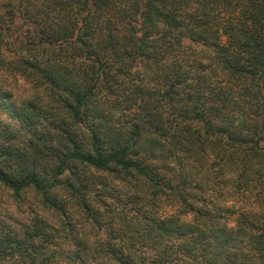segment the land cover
I'll return each instance as SVG.
<instances>
[{"label":"trees","instance_id":"16d2710c","mask_svg":"<svg viewBox=\"0 0 264 264\" xmlns=\"http://www.w3.org/2000/svg\"><path fill=\"white\" fill-rule=\"evenodd\" d=\"M0 264H264V0H0Z\"/></svg>","mask_w":264,"mask_h":264}]
</instances>
